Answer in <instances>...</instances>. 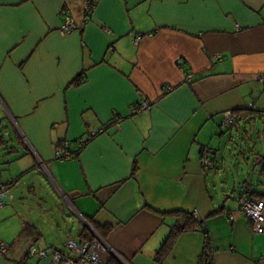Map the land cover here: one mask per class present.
<instances>
[{"label": "crops", "instance_id": "crops-1", "mask_svg": "<svg viewBox=\"0 0 264 264\" xmlns=\"http://www.w3.org/2000/svg\"><path fill=\"white\" fill-rule=\"evenodd\" d=\"M65 14L77 27L62 33ZM262 75L264 0H96L89 15L84 0H0V135L13 139L10 124L19 143H6L12 176L0 177L12 179L0 207L8 245L0 264H17L33 241L65 250L84 226L92 232L82 215L111 225L102 263L156 264L173 219L151 208L193 211L209 234L207 264H261L264 231L237 200L212 194L207 173L218 129L264 117ZM142 100L149 107L132 112ZM249 104L220 126L223 111ZM79 140L74 156L55 157ZM203 244L201 231H183L160 264H197Z\"/></svg>", "mask_w": 264, "mask_h": 264}, {"label": "rangeland", "instance_id": "rangeland-1", "mask_svg": "<svg viewBox=\"0 0 264 264\" xmlns=\"http://www.w3.org/2000/svg\"><path fill=\"white\" fill-rule=\"evenodd\" d=\"M222 115L223 113L220 115L219 123L223 119ZM8 128L11 130L13 139L10 141L5 138L6 141L8 140L7 145L14 142L19 147L17 137L12 134L10 124H8ZM243 129H246L245 132ZM216 134V161L207 173L212 194L214 196L225 194L226 201H235L243 190L242 182L244 180L249 182L254 189L264 190V180L259 173L260 162L259 159H255L256 153H264V117L256 115L254 121L244 122L236 130L233 129L230 132L228 129L220 128ZM23 152L24 150L20 153ZM11 176L12 152L8 151L6 144H1L0 177L10 178ZM213 183L216 184L213 185ZM64 215L68 217L66 214ZM57 264H61V262Z\"/></svg>", "mask_w": 264, "mask_h": 264}, {"label": "built area", "instance_id": "built-area-1", "mask_svg": "<svg viewBox=\"0 0 264 264\" xmlns=\"http://www.w3.org/2000/svg\"><path fill=\"white\" fill-rule=\"evenodd\" d=\"M94 6L91 3V0H84V11L90 12ZM75 20L69 15L65 14L63 23L60 25L59 30L62 33L68 32L76 28ZM140 35H135L134 41H138ZM178 62L181 63V60L178 59ZM184 80H191V74L186 73L184 75ZM260 81L264 84V75L261 76ZM173 87L172 84L167 83L164 86V90H171ZM148 100H142L137 104H134L131 107V111H139L141 109L149 107ZM251 105L249 104L248 107ZM238 115L236 112L232 110L223 111V119L220 123L222 127H230L234 125L237 121ZM118 123V120L114 122ZM105 130V126H100L92 131V134H97ZM85 140H79L77 142L78 146H81ZM73 156V152L68 150L67 148L58 147L55 150V157L64 159L71 158ZM202 163L203 166L209 167L212 165V159L209 154L204 153L202 155ZM2 194H9V188L4 185V182L0 180V207L4 204L5 201L1 199ZM237 209H239L245 216L248 218L251 223L254 231L263 232L264 231V199L261 197L253 196L247 193H241L237 200ZM92 231V237L84 240H74L72 238L67 239L62 248H53L50 252V258L47 264H57L62 262V264H100L101 258L100 253L107 251L109 246L107 245L105 239L94 230ZM6 244L0 243V250L5 248ZM30 255H38L40 257H45L48 255V250L46 247L41 246L38 243H31L28 248ZM22 264V263H17ZM27 264V263H26Z\"/></svg>", "mask_w": 264, "mask_h": 264}, {"label": "trees", "instance_id": "trees-1", "mask_svg": "<svg viewBox=\"0 0 264 264\" xmlns=\"http://www.w3.org/2000/svg\"><path fill=\"white\" fill-rule=\"evenodd\" d=\"M91 3L94 6L96 3V0H91ZM90 12H87V13L85 12V14L89 15ZM83 77H84V73L81 72L79 75H77L72 80V82L74 84H79L82 82ZM229 110L236 112L238 115L237 120H239L241 117L245 116L246 111L251 110V108L250 107L231 108ZM263 114H264V112H263ZM6 142L7 141H6L5 137L3 135H0V145L6 144ZM69 143L70 142L65 141L63 144V148H67L68 150L73 152V156H74L76 153H78L80 146L76 145L75 149H72L70 147ZM205 152H203L202 155ZM211 159H212V157H211ZM255 159H259V162H260L259 173L263 177V180H264V153H262V154L258 153L257 156L255 157ZM212 166H213V162H212V165L209 167H212ZM137 168H138V166L134 162L132 169H131L132 175L136 172ZM15 181H17V180H15ZM11 184H12V179H9V180L4 182V185H6V186L11 185ZM242 185H243V190L239 193V195L243 192V193H247V194L257 196V197H261L264 199V190H257V189L252 188L250 186L251 184L249 182H247L246 180H244L242 182ZM6 202H7V199L4 203H6ZM151 209H153L156 213H158L160 216H162L164 218L169 217V218L173 219V223L169 226V229H168L166 235L162 238L158 248L155 251L154 258H155L156 264H160L163 261V259L170 253V251H171L174 243L176 242L178 236L180 235V233L183 231H188V230H199L202 232L203 237H204L203 248L197 257V264H207V263H210L212 261L210 254H208L209 249H210V238H209L208 231L204 227L202 220L199 219L198 217H196V215L193 211L183 209V208H174V209H168V210H158V209H154V208H151ZM223 210H224V205L221 204V205L215 207L214 209H212L208 213V216L214 215V214L219 213ZM86 219L90 222V224L96 229V231L104 239L107 238V235H108L109 231L111 230L110 224L99 223L92 216H88V217H86ZM19 234L21 235L22 233L20 232ZM79 236L81 237V240L88 239V238L92 237V232H90L88 230V228L86 226H84L82 228V230L79 232ZM34 242L38 243L37 241H33L31 243H34ZM30 244L27 246L24 256L22 258L18 259L17 263L29 264L27 262V258L30 256H33V255H30L29 251H28ZM7 246L8 245H6L5 248L3 250H0V251H4L7 248ZM44 247H46V246H44ZM46 248L48 250V255L50 257V252L52 251L53 248L52 249H48V247H46ZM100 264H119V263L116 260L109 259L108 262H104V263L101 262Z\"/></svg>", "mask_w": 264, "mask_h": 264}, {"label": "water", "instance_id": "water-1", "mask_svg": "<svg viewBox=\"0 0 264 264\" xmlns=\"http://www.w3.org/2000/svg\"><path fill=\"white\" fill-rule=\"evenodd\" d=\"M1 199H2L3 201H6V199H7V195H6V194H2ZM80 215H82V214H80ZM82 217H83V219H84L86 225H87L91 230H94L93 226H92V225L86 220V218H85L83 215H82ZM261 264H264V261H263Z\"/></svg>", "mask_w": 264, "mask_h": 264}]
</instances>
